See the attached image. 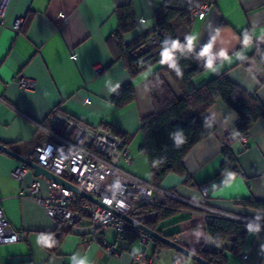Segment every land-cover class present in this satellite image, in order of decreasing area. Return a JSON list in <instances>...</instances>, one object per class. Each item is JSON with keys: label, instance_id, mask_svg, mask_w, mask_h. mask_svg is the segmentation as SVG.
<instances>
[{"label": "crops", "instance_id": "1", "mask_svg": "<svg viewBox=\"0 0 264 264\" xmlns=\"http://www.w3.org/2000/svg\"><path fill=\"white\" fill-rule=\"evenodd\" d=\"M164 1L7 0L0 23V143L31 158L35 146L48 138L35 123L51 128V114L57 110L125 134L132 160L122 165L151 181L140 127L142 119L153 112L148 78L159 65L131 77L123 60L113 59L106 41L117 29V7L131 5L135 13V28L123 34V43L130 44L156 29L154 11ZM210 1L213 5L206 16L189 21V44L198 53H208L213 65L194 75L192 82L200 86L225 73L264 104V0ZM17 18L22 19L19 29L13 28ZM245 31L252 40L242 43L240 36ZM149 45L146 39L143 46ZM21 77L33 80L34 87L23 89L18 83ZM165 77L175 95L182 97L176 79L169 74ZM128 83L133 85L134 99L115 106L112 96ZM193 113L187 109L174 121L184 123ZM203 113L214 123L215 132L185 156L184 176L169 172L158 184L196 210H180L158 227L163 236L189 250L211 253L217 245L206 231L207 213L222 211L264 221V210L240 202L264 201V119L249 126L244 141L236 129V113L220 99ZM227 142L239 170L222 173ZM19 163L0 150V208L20 234L19 241L0 244V264H144L142 259L154 253L153 244L116 241L108 232L107 242L120 252L109 256L81 228L64 232L37 203L24 197L35 176L28 167L23 179H16L12 171ZM42 191H46L44 186ZM165 199L159 196V203ZM154 218V213L141 217ZM232 247V237L221 244L225 264H264V228L247 224L242 251L235 254ZM139 253L141 259L136 256ZM157 255L152 264H199L170 247H162Z\"/></svg>", "mask_w": 264, "mask_h": 264}, {"label": "trees", "instance_id": "2", "mask_svg": "<svg viewBox=\"0 0 264 264\" xmlns=\"http://www.w3.org/2000/svg\"><path fill=\"white\" fill-rule=\"evenodd\" d=\"M210 0H165L154 11L156 29L144 34L130 44L123 43V34L136 26L135 13L131 5L115 9L118 21L117 29L109 36L106 43L114 60L122 59L130 76L134 77L146 68L158 64L149 78V94L153 112L141 121L140 132L143 137L142 149L147 155L150 166L151 182L159 184L169 172L184 176L186 173L183 159L199 142L215 132L214 123L207 118L203 109L212 105L217 99L230 107L237 115L236 129L240 136H246L249 126L258 119H264V104L258 97L248 94L235 84L225 73L215 75L200 86H195L192 77L209 69L213 65L210 55L201 54L189 44L188 12L196 4ZM159 29V41L155 45L143 46L149 36ZM242 43L252 40L248 31L240 36ZM142 45V47H141ZM171 75L183 90L182 97H177L166 80ZM135 97L132 83L119 89L111 98V102L122 107ZM191 109L194 113L184 122L176 123L174 118L181 112ZM223 163L220 171H238L236 157L227 142L222 151ZM242 204L264 210V201L245 199ZM194 207L174 198L166 197L163 202L134 206L128 215L143 222L147 227L162 235L159 223L172 217L178 211ZM154 213L153 220H142L143 215ZM205 227L207 233L217 245L215 252L203 250L193 251L213 264H225L226 259L221 244L233 238L231 251L238 254L242 251L246 240L247 224L217 214L207 213ZM63 230V229H61ZM71 232L72 230H63ZM171 239L170 237H167ZM164 243L154 241V254Z\"/></svg>", "mask_w": 264, "mask_h": 264}, {"label": "built area", "instance_id": "3", "mask_svg": "<svg viewBox=\"0 0 264 264\" xmlns=\"http://www.w3.org/2000/svg\"><path fill=\"white\" fill-rule=\"evenodd\" d=\"M6 3L7 0H0V23L3 22ZM212 5L211 1L194 5L188 12L189 20L206 16ZM66 18V15L62 16L63 20ZM21 23V18L15 19L13 28L19 29ZM158 33L159 29L148 37L149 44L158 43ZM18 83L23 89L30 90L34 87L33 80L28 78L21 77ZM51 120V128L35 123L46 132L48 138L35 146L31 159L53 175L74 184L98 203L87 200L63 183L44 175L34 177L24 197L37 203L60 229L84 230L91 241L97 242L109 256L118 255L120 252L113 243L107 242L108 232L114 235L116 241H135L143 246L154 245L155 239L152 235L130 224L121 215H128L134 206L156 204L159 196L179 198L173 192L130 173L121 165L129 164L132 160L125 134L113 131L104 124H86L57 110L51 114ZM245 137L243 136L244 141ZM28 171L26 164L19 163L12 175L22 180ZM43 186L45 192L42 191ZM201 189L205 191L206 187L202 186ZM215 213L259 229L264 228V221L222 211ZM19 239V232L11 227L0 208V244L15 243ZM136 256L142 258L140 253ZM157 256V253H153L142 259V262L152 264ZM246 258L247 255L243 254L242 259Z\"/></svg>", "mask_w": 264, "mask_h": 264}, {"label": "water", "instance_id": "4", "mask_svg": "<svg viewBox=\"0 0 264 264\" xmlns=\"http://www.w3.org/2000/svg\"><path fill=\"white\" fill-rule=\"evenodd\" d=\"M0 150H2L3 152L15 157L21 163L26 164L30 169L33 170L34 176L44 175V176H46V177H48V178H50V179H52L54 181L63 183L65 186L69 187L71 190L75 191L76 193H78L82 197L86 198L87 200H89L91 202H94V203H98V201L95 198H93L92 196L88 195L87 193H85L83 190L79 189L74 184L64 180L63 178H61L59 176L53 175L49 171L43 169L42 167L37 165L31 158L22 157L19 154L15 153L9 147H7V146H5V145H3L1 143H0ZM115 213L118 214L117 212H115ZM121 217L124 220H126L127 222H129L130 224H133V225L137 226L138 228L144 230L145 232L149 233L150 235H152L155 240L164 243L168 247H170V248L176 250L177 252H179V253H181V254L193 259L194 261L198 262L199 264H213L210 261L200 257L199 255H197L192 250H189V249L185 248L184 246L176 243L175 241H173V240H171V239L159 234L157 231H155L153 229H150L143 222H141L139 220H136V219L130 217L129 215H127V214H123V215H121Z\"/></svg>", "mask_w": 264, "mask_h": 264}, {"label": "rangeland", "instance_id": "5", "mask_svg": "<svg viewBox=\"0 0 264 264\" xmlns=\"http://www.w3.org/2000/svg\"><path fill=\"white\" fill-rule=\"evenodd\" d=\"M149 46H151V44L149 45ZM122 165V164H121ZM123 166V165H122ZM124 167V166H123ZM148 245H152V244H148Z\"/></svg>", "mask_w": 264, "mask_h": 264}]
</instances>
